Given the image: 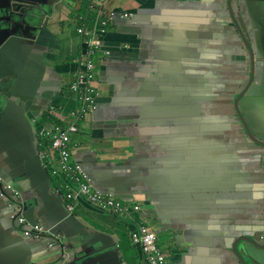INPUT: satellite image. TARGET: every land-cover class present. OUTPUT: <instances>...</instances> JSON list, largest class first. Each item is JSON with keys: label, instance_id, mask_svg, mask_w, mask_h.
<instances>
[{"label": "crops", "instance_id": "obj_1", "mask_svg": "<svg viewBox=\"0 0 264 264\" xmlns=\"http://www.w3.org/2000/svg\"><path fill=\"white\" fill-rule=\"evenodd\" d=\"M52 1L44 0L43 18L29 8L22 16L14 11L12 0H0V86L11 91L15 101L9 104L0 95V138L17 144L21 163L32 162L34 147L22 108L42 115L48 112L53 118L38 119L37 126L40 120L43 125L64 122L77 106L69 89L83 49L75 30L76 14L86 12L90 2L103 3L105 14L115 9L133 14V22L110 23L99 38L105 55L99 52L95 57V110L85 115L82 132L70 136L73 159L92 153L103 163L121 164L132 157L138 186L130 203L141 209L146 205L140 212L151 231L173 232L163 246L175 256L166 257V264H243L231 246L236 239L251 237L250 231L264 222V138L247 124L255 138L247 139L240 132L236 153H226L215 138L175 142L170 135L173 124L157 123L158 130L147 137L146 146L138 129H133V116H140L137 109L142 104L179 106L184 108L177 111L193 113L189 106L193 104L187 102L188 86L207 91L225 63L244 53L246 43L237 40L232 19L249 44V30L256 33L251 40L264 54V0H60L53 9ZM247 47L246 90L261 79L252 60L258 59L256 48ZM225 86L222 83L223 91ZM243 87L242 83L240 90ZM229 100L224 95L221 102L228 108ZM205 106L202 110L201 101L195 105L216 129L225 128L229 112L222 113L216 103ZM238 108L243 115L239 104ZM263 118L264 113L256 123L261 131ZM26 169L11 160L0 144L4 181L16 178V170ZM53 181L51 177L50 187L56 191ZM69 204L86 228L105 233L102 246L114 242L111 250L116 259L138 264L139 247L129 241L135 218L95 212L76 199ZM244 243L237 242L236 251L238 245L248 246ZM248 249L263 252L264 264V249ZM45 253L55 256L54 249Z\"/></svg>", "mask_w": 264, "mask_h": 264}, {"label": "water", "instance_id": "obj_2", "mask_svg": "<svg viewBox=\"0 0 264 264\" xmlns=\"http://www.w3.org/2000/svg\"><path fill=\"white\" fill-rule=\"evenodd\" d=\"M58 1L60 0H53L50 2V8L53 9ZM32 3H41L44 7V0H12L14 11L20 15L24 16L27 13V8H29L34 16H42L44 18L46 15V6L44 9L39 6L33 9L31 7ZM120 12L121 10L118 11V9H115L114 13L111 15V24L116 21H134L133 14L122 17ZM249 34L253 40L256 33L249 30ZM251 39V45L249 41L245 43L249 48H256L255 55L258 59L252 58V60L257 68V76L261 77V79L258 82L250 84L245 94H239L238 104L243 112V115L239 113V126L242 123L249 124L256 135L264 138V131L256 127L260 115L263 116L264 113V54L259 51L260 45L254 44ZM122 50H124V48ZM128 82L130 83L131 81L128 80ZM130 88L131 86L128 87V89ZM0 95L6 97L9 104L15 102L12 92L1 86ZM138 108V112L142 113L139 117H136L135 114L133 118L138 126L140 136L146 141V146L149 141L147 137L151 135L152 131L158 130L157 123L174 124V119L172 121V118H184L186 114L183 111L180 112L176 110V108H184L179 106L168 107V105L157 106V104H142ZM94 110L95 108L91 111L93 112ZM188 113L189 111L187 114ZM22 115L30 142L34 147V153L31 156L32 162L28 164L29 161L27 160L21 163L17 154H22V151L19 150L17 144L12 139L0 138V144L6 150L11 160L16 164L20 163L23 168H27L24 172L16 170L14 172L16 178L5 181L6 183L9 182L19 193L17 201L20 211L17 215H21L24 219V223L18 224L16 220L11 219L12 210L4 198L0 196V264H122L119 259L115 258L111 250V248L115 247L114 242L102 246L106 238V236L103 235L105 233L91 232L86 228V226L77 219L73 210L67 207L62 193L51 189L50 176L47 169L44 167L38 148L39 139L37 136L38 129L36 120L43 118L42 113L35 111L31 112L22 108ZM150 126L154 127L150 128ZM131 160L132 157L123 160L121 164L113 162L103 163L98 160L96 155L93 156L92 153H87L84 157H80L79 160L76 159L74 161L82 167L90 184L95 190L99 191V193L102 195H110L125 202H133L134 198L132 196L137 190L138 183L132 172ZM129 175H131L132 178H130ZM150 198L151 196L149 198L146 197V199ZM76 200L79 204L85 205L90 210L99 212L84 202L79 196H76ZM149 206L150 205L147 207ZM141 207L145 209L146 205ZM239 219L242 220L241 217ZM35 225H39L43 228L38 238L25 236L22 230L16 229L29 230L30 226ZM103 230L106 229L104 228ZM168 230L172 231V229H161L160 231H155V233H166L169 236L173 234V232H169ZM250 236L253 238L251 241H248L246 237L243 239H236L231 246V250L236 255L238 262H242L243 264H247V262L250 264H263V252H252L248 248L251 247L257 251L258 248L264 249V236ZM243 241L245 242L243 246L248 245L249 247L246 246L245 249H242L241 246L238 245L236 251L235 244ZM258 241L262 243L261 247L254 246V243ZM51 249L55 250V256L53 258L51 254L45 253V251ZM173 251L176 250L173 249ZM138 254L140 258V251H138ZM174 256L175 253H171V249H169L167 252V259H171Z\"/></svg>", "mask_w": 264, "mask_h": 264}, {"label": "built area", "instance_id": "obj_3", "mask_svg": "<svg viewBox=\"0 0 264 264\" xmlns=\"http://www.w3.org/2000/svg\"><path fill=\"white\" fill-rule=\"evenodd\" d=\"M103 3L90 2L87 4V11L76 15V33L81 36L83 46L82 53L76 65V74L69 89L73 93L77 106L69 111L67 120L61 123L47 122L38 128V139L40 155L50 177L60 179L59 189L63 190V198L70 210L71 200L79 196L84 202L106 215H122L133 218L140 214L138 204L125 202L110 195H102L95 190L82 167L73 160L70 136L79 130V123L84 120L85 115L94 107L96 97L95 88L88 82L94 77L96 68L95 57L99 52H103L99 38L104 35L109 26L112 13L105 14ZM121 16H130L125 11L120 12ZM0 196L4 198L12 210L11 219L18 224L24 223L20 211L18 198L19 193L6 183L0 176ZM136 219V218H135ZM136 224L130 232L131 244L138 246L141 252L140 264H166V253L162 252L156 242V233L151 231L142 221L139 215ZM22 230L28 237H40L43 228L39 225L30 226L29 230Z\"/></svg>", "mask_w": 264, "mask_h": 264}, {"label": "flooded vegetation", "instance_id": "obj_4", "mask_svg": "<svg viewBox=\"0 0 264 264\" xmlns=\"http://www.w3.org/2000/svg\"><path fill=\"white\" fill-rule=\"evenodd\" d=\"M38 6L44 9L43 4L41 3L31 4V7L33 9ZM232 22L236 30L235 35L237 37V40L242 41V43H245L246 42L245 37L239 32V28H238L239 24L237 23L236 20L233 21V19ZM245 47H247L246 44L244 46V53L242 55L234 56V58H231L228 62L225 63V68L215 74L214 76L215 78H212V82L209 84L207 91L196 92L193 91L195 88H197L196 85L191 84L188 86V88L191 90L188 93V95L191 96V98H189L187 102L193 104L189 106L193 107L194 112L193 113L189 112L188 114L186 113L184 118L183 117L174 118V124L172 125V130L170 131V135L173 141L175 142L181 141L179 138H182L185 141L188 139L200 141L199 138H205V139L215 138L218 140V144H220L222 150H224L226 153H230V152L234 153L235 152L234 149H237L240 132L247 139L252 137L255 138V136L252 134V131L250 130L247 124L242 123V125L239 126L238 97H239V93L243 92L244 94L246 92V88H247L246 86L250 81V77L247 74L248 61L246 59ZM249 66L251 68H254L253 64H250ZM222 83L226 84L224 88L225 93L222 88ZM242 83L244 84V87L240 90ZM224 95L228 99H230L228 108L224 105V103L221 102ZM202 96H204V98L200 99V97ZM198 101H201L203 103L202 110L206 109L205 105H211L213 103H216L219 106V109L221 110L222 113L229 112V114L227 115V121L229 123L226 124V127L216 129L213 125H211L207 117L208 115L202 114L201 113L202 110L195 107ZM204 127H207L209 130L208 131L202 130ZM133 129L134 130L138 129L137 124H135ZM191 129L194 132L189 134L188 130ZM160 135L163 136L162 134ZM163 138L165 137L163 136ZM166 140L167 139H163L162 142ZM252 230L250 231V233L253 236L256 237H258L259 235L264 236V222L263 224H260L258 227L255 228L254 233H252ZM164 235L166 236L167 239L170 238L168 234L164 233ZM246 239L248 241H251L253 238L246 237ZM254 245H256L257 247H261L262 243L258 241L257 243H254Z\"/></svg>", "mask_w": 264, "mask_h": 264}, {"label": "rangeland", "instance_id": "obj_5", "mask_svg": "<svg viewBox=\"0 0 264 264\" xmlns=\"http://www.w3.org/2000/svg\"><path fill=\"white\" fill-rule=\"evenodd\" d=\"M71 6V5H70ZM74 21V20H73ZM108 27L109 26H107V29H108ZM97 63V62H96ZM97 67H98V63H97ZM96 73V68H95V70H94V74ZM90 85H92L93 87H96L95 86V82H93V81H89L88 82ZM74 103H76V101H74ZM45 117V116H44ZM44 117H43V120H45L44 119ZM42 124V121L40 120L39 122H38V126H40ZM78 131H80V132H82V122L81 123H79V130ZM77 131V132H78ZM76 132V133H77ZM75 134V133H74ZM52 180H54V178H52ZM53 185H54V181H53ZM57 187V186H56ZM60 192L61 193H63V190L61 189L60 190ZM156 242H157V245H158V247L160 248V250L162 251V252H164V253H166L167 252V250H166V248L163 246L165 243H166V241H167V238H166V236L164 235V234H156ZM130 241V240H129ZM131 243V242H130ZM165 250H166V252H165Z\"/></svg>", "mask_w": 264, "mask_h": 264}, {"label": "trees", "instance_id": "obj_6", "mask_svg": "<svg viewBox=\"0 0 264 264\" xmlns=\"http://www.w3.org/2000/svg\"><path fill=\"white\" fill-rule=\"evenodd\" d=\"M44 119H46V120H50V121H53V118L52 117H50L49 115H48V112H46V114H44ZM57 122V121H56ZM60 179H54V188H57V189H59V183H60ZM57 186V187H56ZM141 209V208H140ZM142 210V209H141ZM135 218H137V217H135Z\"/></svg>", "mask_w": 264, "mask_h": 264}, {"label": "clouds", "instance_id": "obj_7", "mask_svg": "<svg viewBox=\"0 0 264 264\" xmlns=\"http://www.w3.org/2000/svg\"><path fill=\"white\" fill-rule=\"evenodd\" d=\"M85 13V12H84ZM79 14V13H78ZM113 14V13H112ZM77 15V14H76ZM77 24V23H76ZM109 25H110V23H109ZM44 114H46V113H44ZM43 117H44V115H43ZM43 119V118H42ZM52 123V122H51ZM41 125H43V124H41ZM40 125V126H41ZM40 126H38V122H37V129L40 127ZM37 136H38V130H37ZM39 148H40V146H39ZM41 149H42V147H41ZM73 149V148H72ZM49 174V173H48ZM50 176V175H49ZM51 178V177H50ZM53 178V177H52ZM56 179V178H55ZM56 189V188H55ZM17 191V190H16ZM141 216V212H140V214H138V215H134V217H137L138 218V216ZM142 217V216H141ZM136 218V219H137ZM142 221H143V217H142ZM140 251V250H139ZM141 253V252H140ZM166 257H167V252H166ZM140 258H139V260H138V264H140ZM141 263H142V261H141Z\"/></svg>", "mask_w": 264, "mask_h": 264}]
</instances>
